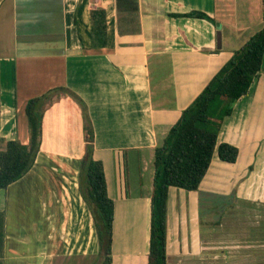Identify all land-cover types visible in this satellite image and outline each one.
Returning a JSON list of instances; mask_svg holds the SVG:
<instances>
[{"label":"crops","instance_id":"obj_1","mask_svg":"<svg viewBox=\"0 0 264 264\" xmlns=\"http://www.w3.org/2000/svg\"><path fill=\"white\" fill-rule=\"evenodd\" d=\"M238 1L222 0L218 8L217 0H138L137 23L119 11L117 0H0V139L28 145L26 106L47 95L35 164L0 189L3 264H101L93 216L78 184L87 148L83 113L72 97L54 91L59 88L88 108L93 158L104 164L114 201L111 264H148L155 150L256 33L239 42ZM94 9L106 13L105 48L93 47ZM192 11L214 21L178 16ZM263 74L264 68L258 78ZM255 86L219 130V143L239 149L237 161L223 162L216 152L197 191L169 189L166 264H264V114ZM124 156L137 171L134 193ZM239 165L237 175L232 169ZM215 201L224 203L216 219ZM234 202L248 211L246 226L225 220ZM120 213L129 222L121 223Z\"/></svg>","mask_w":264,"mask_h":264},{"label":"trees","instance_id":"obj_2","mask_svg":"<svg viewBox=\"0 0 264 264\" xmlns=\"http://www.w3.org/2000/svg\"><path fill=\"white\" fill-rule=\"evenodd\" d=\"M119 11H127L138 22V0H117ZM123 10V11H122ZM214 20L204 12L192 11L178 15ZM94 48L107 46L106 13L103 9L91 11ZM264 68V28L257 31L231 59L214 75L204 90L183 110L178 122L170 129L155 150L154 178L151 196V225L148 264H166L167 212L171 187L187 192L197 191L209 171L215 153L221 161L235 163L239 149L228 143H219L218 135L224 119L233 112V105L249 93ZM81 107L85 131L89 134L87 155L80 161L79 191L94 220L100 245L101 264L113 260L114 201L107 190L104 164L93 158L94 131L85 102L74 92L59 88ZM47 95L31 99L26 106L29 144L19 140L0 139V189L22 179L34 166L41 147L44 101ZM220 99L232 105L211 116L212 106ZM4 223L0 213V264L4 258Z\"/></svg>","mask_w":264,"mask_h":264},{"label":"rangeland","instance_id":"obj_3","mask_svg":"<svg viewBox=\"0 0 264 264\" xmlns=\"http://www.w3.org/2000/svg\"><path fill=\"white\" fill-rule=\"evenodd\" d=\"M238 2L243 4V5H241V8H239V10H237V12L242 15L241 20L239 21L240 24H241V26H239V27H241V31H242L240 36H242V37L240 39L241 41H239V42H243L247 38V36H250V35L254 34L255 32L259 31L260 29H262L264 27V3H263L262 0H247V1L246 0H242V1H238ZM217 3H218V8L219 7L221 8L222 7L221 6L222 5V0H217ZM236 23H237V21H236ZM217 28L220 29L219 25H217ZM238 35L239 34H236L235 37H237ZM237 44H239V43L236 42V45ZM255 83H256L255 87H257L256 89H254L256 91L255 92L256 98H258L257 96L259 94L260 101H261L260 102V105H261L260 106L261 107L260 110H261V113L264 114V74H263L262 77L258 78L255 81ZM252 92H253V90H252V87H251L250 90H249V93H252ZM230 105H232V102L230 100H228V99H220L219 101H217L212 106L211 116L214 117V118H218V116L220 115V112L225 110V108L230 106ZM235 107H236V103H234V105H233V111H234ZM245 151H246V153H245L244 156H246V155L250 156L249 154H247V152H248L247 149H245ZM126 157L127 156H124V159H126ZM126 160H127V165L125 167V180H127V184L129 186L130 193H134L132 186H133V183L138 179L136 177L137 171L134 170L135 166L133 165V162H132L131 158L128 157ZM243 161L245 162V160H243ZM226 167H228V166H226ZM232 170L237 175L243 172V170L241 169L240 165L239 166H234V168ZM150 173H151L150 168L149 169L147 168L146 171L143 172V180H142L143 182L149 181ZM225 173H226V171H225ZM247 175H250V173H247ZM70 176L72 177V174ZM78 178H79V176H78ZM118 183H119V185H121V181L118 180ZM78 184H79V181H78ZM69 186H71V185L69 184ZM215 188H221V186H218V187H215ZM229 202H230V200H228V199L225 201V210L227 209V206L229 205ZM222 204H224V203L216 202V201L214 202V210H215V217L214 218L215 219H216V215H217L216 213L221 209V205ZM86 206H87V204H86ZM238 206H239V203L238 202H234L233 205L229 207V210L225 213V220L229 221V220L235 218V220H240L241 222H243V226L244 225L246 226L247 220L249 218L248 211L242 205H240L241 209L239 210ZM87 208H88V206H87ZM121 214L124 215V213H120L118 218L121 216ZM84 216H85V214L83 215V217ZM31 218H29L28 220H30ZM77 219H79V218H77ZM126 220L129 222V219L126 218V217H120L119 218V221L121 223H123V224L126 222ZM27 222H31V220L27 221ZM123 227H124V230H126V228H127L126 225H124ZM216 231H218V230H216ZM131 233H132V231H131ZM132 235L133 234H131V236ZM253 237H256V236L253 235ZM88 261L90 262L92 260H88Z\"/></svg>","mask_w":264,"mask_h":264},{"label":"water","instance_id":"obj_4","mask_svg":"<svg viewBox=\"0 0 264 264\" xmlns=\"http://www.w3.org/2000/svg\"><path fill=\"white\" fill-rule=\"evenodd\" d=\"M219 27H220V25H219ZM86 138L88 139L89 138V134L88 133H86ZM87 155V148L85 149V156Z\"/></svg>","mask_w":264,"mask_h":264}]
</instances>
